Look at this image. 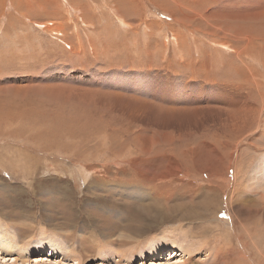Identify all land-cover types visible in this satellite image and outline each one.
I'll return each instance as SVG.
<instances>
[{
    "label": "rangeland",
    "instance_id": "rangeland-1",
    "mask_svg": "<svg viewBox=\"0 0 264 264\" xmlns=\"http://www.w3.org/2000/svg\"><path fill=\"white\" fill-rule=\"evenodd\" d=\"M261 159L264 0H0V264H264Z\"/></svg>",
    "mask_w": 264,
    "mask_h": 264
},
{
    "label": "bare ground",
    "instance_id": "bare-ground-1",
    "mask_svg": "<svg viewBox=\"0 0 264 264\" xmlns=\"http://www.w3.org/2000/svg\"><path fill=\"white\" fill-rule=\"evenodd\" d=\"M242 102H243L242 106L240 105L241 106V109L240 108H237V109H239L238 110L239 112L242 111L241 114L233 113V114L230 115V117L226 118L225 120L220 118V116L222 114L221 111L213 110L214 113H211L212 115L218 117L217 119L219 120V125L222 126L223 129L227 130L228 133L230 132L232 134L234 133V134H237V135H239V134L242 135L244 133H247L246 135H248L249 133L251 134V132L253 131L252 130L251 122L253 121L254 108L249 103V101H247V99L245 101H242ZM235 104H237V102ZM215 111H217V112H215ZM248 185L249 186L247 187V189H246V187H244L242 189V192H239V194L237 195V197H239L240 200H241V204H243V205H249V204H251V198L253 199V201H254V199H258V198H263L264 199V159H261L260 162L255 165V167H254V169L252 171V174L250 175V180L248 182ZM256 202L257 201H254V203H256ZM216 248H218V247H216ZM0 250H1V252L5 253V254H7V253H9V254L15 253L17 255H19L21 252L25 251L23 249H19V248L13 247L9 242H6L1 237H0ZM39 250H40V252L43 253L45 251V247H40L38 249V251ZM51 252H53L57 256L60 255V253H61L59 251H51ZM153 253L155 254V252H153ZM169 253L173 254V257H175L177 255V252L174 249H173L172 252H169ZM64 254H67V253H62V256H64ZM182 254L184 255V253H182ZM182 254H179L178 255L180 257V259L183 258V255ZM217 254L219 255V252L218 251H217ZM74 260L76 261V259H74ZM7 261H11L12 264H16V262H17V260L16 259L13 260V258H12V260H11V258L8 259V260H6V263H7ZM75 261H72L71 264H79L78 263L79 260L76 261V262ZM26 262H28V261H24V262H21V263L24 264ZM184 264H185V261H184Z\"/></svg>",
    "mask_w": 264,
    "mask_h": 264
}]
</instances>
